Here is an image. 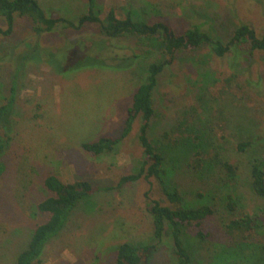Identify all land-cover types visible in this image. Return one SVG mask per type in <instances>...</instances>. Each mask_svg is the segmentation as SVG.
Segmentation results:
<instances>
[{"label":"rangeland","instance_id":"374dc122","mask_svg":"<svg viewBox=\"0 0 264 264\" xmlns=\"http://www.w3.org/2000/svg\"><path fill=\"white\" fill-rule=\"evenodd\" d=\"M36 1L48 17L74 23L86 8L83 0ZM95 4L102 15L111 7L120 17L132 9L149 22L170 24L177 33L208 20L223 43L241 24L264 35V0H95ZM5 28L0 17V29ZM101 41L103 49L97 50ZM246 47L231 49L223 57L211 54L208 47L179 54L159 75L153 91V141L181 113L192 117L204 113L215 153L235 167L230 185L215 171L189 169L180 159L185 153L165 155L167 178L181 189L186 205L211 204L215 211L202 226L203 245L191 233L185 236V246L198 264H219L220 248L232 243L223 230L232 218L225 210V194L234 196L239 209L249 215L263 212L264 199L252 193L249 169L254 159L264 158V54L254 51L248 56ZM145 49L128 37L107 40L94 25L72 30L59 24L54 32L36 36L29 22L20 20L10 36L0 34V104L12 68H19L26 54L29 60L19 78L14 111L4 123L10 143L0 171V264H13L35 225L45 220L35 206L47 195L42 182L49 174L62 182L82 179L112 189L75 209L45 247L39 264H110L114 247L126 241L155 245L145 264H173L172 243L168 238L153 239L147 212L152 200L168 204L157 182L152 179L150 186L141 179L116 188L119 178L137 171L143 159L139 118L115 156L94 158L80 149L82 143L120 135L132 95L145 77L144 67L155 60L140 57L112 66L103 62L104 57L130 58ZM241 142L249 146L240 152ZM213 153V147L208 149V156ZM259 217L264 225V217ZM257 238L264 246V227Z\"/></svg>","mask_w":264,"mask_h":264},{"label":"trees","instance_id":"16d2710c","mask_svg":"<svg viewBox=\"0 0 264 264\" xmlns=\"http://www.w3.org/2000/svg\"><path fill=\"white\" fill-rule=\"evenodd\" d=\"M85 12L76 20L77 23L62 18L48 17L36 0H0V17L6 23L0 34L10 36L20 20H26L31 26V31L36 36L52 33L59 24H65L72 30H79L87 25L97 27L99 34L107 40L120 38H132L136 44L147 49L141 55L108 58L104 57V63L116 66L135 61L144 57L155 59L146 63L145 77L132 95L130 105L126 109V117L123 129L119 136H102L95 141L81 144L80 149L94 157H112L118 153L120 143L131 131L137 118L140 120L138 141L143 150V159L139 168L134 173L121 176L116 183V188L124 184L136 182L141 179L155 180L167 205L157 200L147 204V212L150 217L153 239L161 242L164 238L172 243L173 264H198L188 246H185L186 233L194 235L200 245H203L206 235L202 232L205 221L214 215L212 205L206 203L190 207L186 205L181 189L167 178L165 155L167 152L185 153L183 163L195 172L215 171L220 175L225 184H230L235 179V167L230 162L223 160L215 153L211 137V127L208 125L206 114L189 116L186 112L174 117L167 129L159 134L157 140L150 138V131L156 111L153 106V91L156 88L158 77L164 70L173 65L179 54L198 52L203 47H208L211 54L223 57L231 49L244 48L252 55L254 51L264 54V35L258 36L254 29L241 24L237 27L228 42L223 43L221 38L210 26V21L189 26L182 33H177L174 28L163 21L149 22L134 10H127L120 17L116 9L111 7L102 15L95 0H83ZM207 24L208 28H202ZM98 43L97 50L103 49ZM37 50V47H35ZM33 49V50H35ZM158 57V58H157ZM112 61V62H111ZM28 56L22 57L19 68L11 70V80L6 85V94L0 104V171L2 170V157L10 143L4 123L13 113L17 100L19 78L23 67H26ZM204 64V60H199ZM19 63V62H18ZM25 64V65H24ZM208 76V75H207ZM225 80L231 83L232 78ZM204 112V111H203ZM205 139L209 141L206 148ZM249 146L248 142L237 144V150L244 151ZM213 147V155L208 156V149ZM179 159V158H178ZM222 175V177H221ZM250 188L252 193L264 199V158H256L249 169ZM43 187L47 195L39 201L35 208L40 214L46 216L45 220L35 225L29 236L27 245L16 255L13 264H39L45 247L53 240L70 221V216L75 209L85 201L91 200L100 191H109L112 187H100L87 180H75L74 182H62L53 174L47 175L43 180ZM227 192V190H226ZM147 196V193H145ZM225 197V198H224ZM225 210L231 215L224 225L226 236L231 239L230 247L222 246L219 264H264L262 251L264 246L259 242L257 234L264 227L260 215H249L245 210L239 209L234 196H223ZM221 247V246H220ZM155 245H133L130 242H120L113 249V259L110 264H145Z\"/></svg>","mask_w":264,"mask_h":264}]
</instances>
